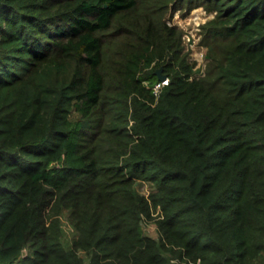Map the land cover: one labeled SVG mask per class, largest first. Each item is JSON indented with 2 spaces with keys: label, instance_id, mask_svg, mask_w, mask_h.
Masks as SVG:
<instances>
[{
  "label": "trees",
  "instance_id": "16d2710c",
  "mask_svg": "<svg viewBox=\"0 0 264 264\" xmlns=\"http://www.w3.org/2000/svg\"><path fill=\"white\" fill-rule=\"evenodd\" d=\"M181 3L203 76L166 2L0 0V264H264V0Z\"/></svg>",
  "mask_w": 264,
  "mask_h": 264
},
{
  "label": "rangeland",
  "instance_id": "374dc122",
  "mask_svg": "<svg viewBox=\"0 0 264 264\" xmlns=\"http://www.w3.org/2000/svg\"><path fill=\"white\" fill-rule=\"evenodd\" d=\"M146 1L150 2V0H141L140 9L132 16H146V9L148 7V5H146ZM181 1L182 0H174L173 2H169V4H167V0H151V4L157 2L156 5L160 7V3L166 2V4H164L165 10H160V12L163 11L162 17L168 25L177 26L183 31V45L185 49L184 53L188 54L190 62L195 63L196 76H203L206 72L209 61V48L207 46L209 41L207 38L206 29L207 26L210 25L215 19L216 12H210L203 6L189 8V5L181 3ZM127 49L128 47H126L125 44L116 42L113 39L111 41L110 48L107 50L108 56L111 58L114 56L116 51ZM136 189L145 195H149L152 191H154L155 186L149 182L138 180L136 182ZM64 228L66 231V239L70 242L75 235L74 229L70 224L68 214L64 219ZM144 229L146 234L153 237H160L158 226L155 221L145 222Z\"/></svg>",
  "mask_w": 264,
  "mask_h": 264
},
{
  "label": "water",
  "instance_id": "95a60500",
  "mask_svg": "<svg viewBox=\"0 0 264 264\" xmlns=\"http://www.w3.org/2000/svg\"><path fill=\"white\" fill-rule=\"evenodd\" d=\"M157 74L159 76L160 81H165L168 78L167 75L163 74V69L158 70ZM27 254H28V251L24 250V256H27Z\"/></svg>",
  "mask_w": 264,
  "mask_h": 264
},
{
  "label": "built area",
  "instance_id": "2783aa9c",
  "mask_svg": "<svg viewBox=\"0 0 264 264\" xmlns=\"http://www.w3.org/2000/svg\"><path fill=\"white\" fill-rule=\"evenodd\" d=\"M169 84V78H167L165 81H161L159 84H157V86L155 87V92L156 94L159 93L160 89L165 86V85H168Z\"/></svg>",
  "mask_w": 264,
  "mask_h": 264
}]
</instances>
